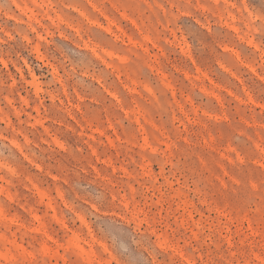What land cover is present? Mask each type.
Segmentation results:
<instances>
[{
	"label": "rangeland",
	"instance_id": "374dc122",
	"mask_svg": "<svg viewBox=\"0 0 264 264\" xmlns=\"http://www.w3.org/2000/svg\"><path fill=\"white\" fill-rule=\"evenodd\" d=\"M0 264H264V0H0Z\"/></svg>",
	"mask_w": 264,
	"mask_h": 264
},
{
	"label": "bare ground",
	"instance_id": "6f19581e",
	"mask_svg": "<svg viewBox=\"0 0 264 264\" xmlns=\"http://www.w3.org/2000/svg\"><path fill=\"white\" fill-rule=\"evenodd\" d=\"M49 239V238H48ZM50 240V239H49Z\"/></svg>",
	"mask_w": 264,
	"mask_h": 264
}]
</instances>
